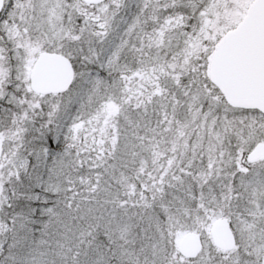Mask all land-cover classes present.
Segmentation results:
<instances>
[{
  "label": "snow or ice",
  "instance_id": "snow-or-ice-1",
  "mask_svg": "<svg viewBox=\"0 0 264 264\" xmlns=\"http://www.w3.org/2000/svg\"><path fill=\"white\" fill-rule=\"evenodd\" d=\"M0 264H264V0H0Z\"/></svg>",
  "mask_w": 264,
  "mask_h": 264
}]
</instances>
